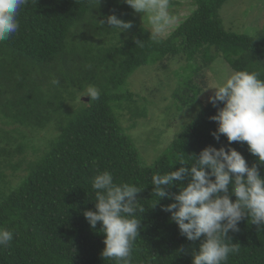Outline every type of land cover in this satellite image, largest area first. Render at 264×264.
Returning <instances> with one entry per match:
<instances>
[{
	"label": "trees",
	"instance_id": "trees-1",
	"mask_svg": "<svg viewBox=\"0 0 264 264\" xmlns=\"http://www.w3.org/2000/svg\"><path fill=\"white\" fill-rule=\"evenodd\" d=\"M227 1L191 0L187 4L193 8L156 40L122 0L98 5L95 0H29L20 10L19 31L0 42V228L14 233L10 246L0 249V264H116L101 255L100 222L93 229L83 215L96 210L91 183L103 171L117 184L143 188L138 198L145 211L132 264H192L191 252L200 242L180 235L170 213L162 210L171 199L161 198L154 206L151 176L178 169L179 160L190 162L209 145L228 146L226 136L217 142L211 135L217 123L210 117L223 103L213 107L204 100L206 77H196L198 53L202 65L221 57L233 71L258 72L264 80V27L255 35L227 30L221 15ZM183 4L171 0V5ZM111 14L132 22L119 39L115 29L98 24ZM137 39L143 47H136ZM177 55L187 63L172 70L173 106H196L197 112L147 163L120 125L125 112L134 121L146 117V103L137 106L125 84L139 67ZM89 86L99 89L98 100L79 99ZM76 100L78 106L69 105ZM230 146L264 176V165L246 142ZM13 177L19 179L15 186ZM167 190L179 189L174 184ZM228 236L239 252L227 264H264V228L244 218L239 231Z\"/></svg>",
	"mask_w": 264,
	"mask_h": 264
},
{
	"label": "clouds",
	"instance_id": "clouds-1",
	"mask_svg": "<svg viewBox=\"0 0 264 264\" xmlns=\"http://www.w3.org/2000/svg\"><path fill=\"white\" fill-rule=\"evenodd\" d=\"M136 13H142L150 25L153 40L167 33L179 22L172 13L171 0H122ZM29 0H0V42L8 41L19 31V13ZM98 5L99 0H95ZM121 33L132 28L131 21L106 16L98 24ZM136 47L143 41L135 40ZM53 85L59 80L53 79ZM214 95L208 98L213 107L222 102L216 115L210 117L217 123L211 133L219 142L226 136L228 146L205 147L198 156H190V162L179 160V168L164 174L151 176L152 194L173 202L163 205L170 213V220L178 225L180 235L188 241H199L198 250L191 252L192 264H227L230 255L237 254L239 247L232 243L229 232H238L239 223L248 218L251 224L264 228V176L257 165L249 166L244 156L232 148V142H246L248 151L259 164L264 165V80L258 72L234 71L215 87ZM203 92V91H202ZM95 86L87 87L82 97L90 101L100 98ZM185 181H187L185 185ZM179 189L171 193L167 189ZM95 191V211L83 213L90 227L95 229L100 222L104 234L102 257L116 264H132L134 243L139 237L141 213L138 193L143 188L132 183H115L109 171L96 174L91 183ZM231 196L235 197L233 201ZM14 233L0 228V249L10 246Z\"/></svg>",
	"mask_w": 264,
	"mask_h": 264
},
{
	"label": "rangeland",
	"instance_id": "rangeland-1",
	"mask_svg": "<svg viewBox=\"0 0 264 264\" xmlns=\"http://www.w3.org/2000/svg\"><path fill=\"white\" fill-rule=\"evenodd\" d=\"M178 1L184 4L181 6L171 5L170 10L173 9V14L180 20L193 6L187 4L191 0ZM137 15L142 24L151 31L146 17H143L142 13H137ZM221 15L227 30L255 35L258 30L264 27V0H228L222 8ZM171 30L161 37H166ZM196 59L201 65L196 77L200 79L201 75L206 77L205 90L207 93L204 100H207L210 94L215 92L212 87L220 83L222 77H227L234 71L221 57L206 65H202L200 53L196 55ZM186 63L184 56L177 55L174 58H165L160 62L141 66L128 77L125 84L128 91L134 94L137 106L140 107L146 103V117L136 118L134 121L131 119V115L125 112L120 118V125L135 140L147 163H150L167 145L173 133L190 121L197 112L196 106H185L181 110H176V107L173 106L174 99L171 92L174 89L176 78L172 70H177ZM161 64H164L165 67H162ZM83 95V93H79V99L85 100L86 97L81 98ZM196 101L199 102V98ZM79 103L80 101L76 100L71 101L69 105L76 107ZM23 166L17 172L18 174L23 172ZM10 180V184L13 186L19 181L18 177H13Z\"/></svg>",
	"mask_w": 264,
	"mask_h": 264
},
{
	"label": "water",
	"instance_id": "water-1",
	"mask_svg": "<svg viewBox=\"0 0 264 264\" xmlns=\"http://www.w3.org/2000/svg\"><path fill=\"white\" fill-rule=\"evenodd\" d=\"M85 100L87 101L88 100V97H86Z\"/></svg>",
	"mask_w": 264,
	"mask_h": 264
}]
</instances>
